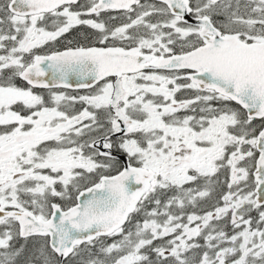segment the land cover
I'll use <instances>...</instances> for the list:
<instances>
[{
	"label": "snow or ice",
	"instance_id": "6c2138e0",
	"mask_svg": "<svg viewBox=\"0 0 264 264\" xmlns=\"http://www.w3.org/2000/svg\"><path fill=\"white\" fill-rule=\"evenodd\" d=\"M0 264H264V0H0Z\"/></svg>",
	"mask_w": 264,
	"mask_h": 264
}]
</instances>
